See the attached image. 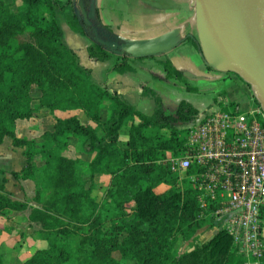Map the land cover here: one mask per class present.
Returning a JSON list of instances; mask_svg holds the SVG:
<instances>
[{"label": "trees", "instance_id": "1", "mask_svg": "<svg viewBox=\"0 0 264 264\" xmlns=\"http://www.w3.org/2000/svg\"><path fill=\"white\" fill-rule=\"evenodd\" d=\"M90 3L80 0L81 13L73 12L66 22L89 40L91 60H112V70L127 73L134 71V59L161 56H132L126 40L102 22L96 6L88 16ZM70 4L0 0V144L9 138L13 147L24 148L25 164L9 173L16 182L34 184L30 199H20L7 189L8 178L0 177V227L6 215L27 210L36 237L47 242L18 264H246L223 228L176 254L178 235L191 239L203 226H216L199 207L196 189L162 161L185 148L186 126L201 111L184 99L167 104L149 82H142L141 94L154 103L152 113L145 114L117 90L96 83L57 21ZM185 41L194 44L205 62L199 40L187 37L180 43ZM157 62L162 72L153 77L175 78L186 90H197L168 59ZM253 100L259 105L254 95ZM64 111H81L89 122L76 113L57 115ZM41 112L52 115L51 126L34 138L18 136L17 120ZM71 138L92 155L86 172L78 170L77 158L61 154ZM99 175H108L109 183L97 201L93 192ZM162 184L167 188L156 191ZM3 256L0 246V264H5Z\"/></svg>", "mask_w": 264, "mask_h": 264}, {"label": "crops", "instance_id": "2", "mask_svg": "<svg viewBox=\"0 0 264 264\" xmlns=\"http://www.w3.org/2000/svg\"><path fill=\"white\" fill-rule=\"evenodd\" d=\"M95 6L99 10L102 22L126 40V50L132 56L161 54L155 58L134 59V71L119 73L111 69L112 60H91L87 53L89 40L72 30L67 24L66 18L69 15L73 12L81 13L80 0H71L70 6L57 15V21L64 32L67 44L75 50L81 64L91 69L92 79L96 83L107 84L117 90L122 99L135 107L141 109L139 104L141 102L144 108L153 111L154 103H150L149 97L141 94V83L148 82L150 79H152V86L160 93L164 102L175 104L184 98V93L190 92L186 90V85L182 81L175 78L162 80L151 76L152 74L160 75L162 72L157 62L158 59H168L174 67L188 73L187 82L197 91L216 92V96H220L216 91L219 88L216 87L225 82L226 78L232 77L229 72L209 69L192 42L180 43L187 37L197 39L196 0H95ZM215 99V104L207 105L208 107L204 110L196 108L199 111L215 109L218 107V102H222L224 98L220 96ZM62 113H64L62 117L76 113L80 118L82 114L85 120L82 118L81 120L89 122L81 111ZM48 115L47 112H41L36 118H44ZM20 121L23 120L16 122V131ZM47 122V128H49L53 123V118ZM26 181L33 184L30 180L21 182L23 184ZM160 188L161 185L156 188V191H162Z\"/></svg>", "mask_w": 264, "mask_h": 264}, {"label": "built area", "instance_id": "3", "mask_svg": "<svg viewBox=\"0 0 264 264\" xmlns=\"http://www.w3.org/2000/svg\"><path fill=\"white\" fill-rule=\"evenodd\" d=\"M207 109L189 123L185 148L168 155L180 178H189L199 207L225 229L247 261L260 264L264 251V111Z\"/></svg>", "mask_w": 264, "mask_h": 264}, {"label": "rangeland", "instance_id": "4", "mask_svg": "<svg viewBox=\"0 0 264 264\" xmlns=\"http://www.w3.org/2000/svg\"><path fill=\"white\" fill-rule=\"evenodd\" d=\"M229 73L232 77L226 78L225 82L216 87L219 88L216 90L218 91L217 94H220V96L224 98L222 100V106H225L226 108L222 109L221 105L218 104V107L214 110L232 111L233 109L231 103L238 104V107L240 108L239 112H243L248 108H253L255 106V102L253 100L252 89L245 85L244 82L241 81L235 74L231 72ZM234 75L237 78H235ZM148 82L152 86V79ZM152 88L154 87L152 86ZM220 96H216V92L208 93L205 91L193 90L188 93H184L183 99L191 102L193 106L204 110L209 106V104H215L214 98L217 97L218 99ZM148 101L153 103L150 98H148ZM165 103L174 104V102ZM139 104L141 109L136 107L138 110L140 109V111L145 114H150L152 112V109L144 108L141 102ZM57 115L63 116L64 113L58 112ZM50 116L48 115L44 118L20 121L17 127L18 136L26 138L39 136V134L48 127L47 121L52 120V115ZM80 116L83 120H85L82 114H80ZM23 149L24 148L13 147L11 139L9 138L3 141L0 145V168L2 169L0 170V173L2 172L0 177L4 176L8 178L5 185L7 189L13 191L12 193L14 197L29 200L33 192V184L28 181L23 184L22 182H16L9 173L11 170L20 169L25 164V157L22 154ZM60 151L62 155L77 158L79 160L78 170L81 173L86 172V162L91 159L92 155L85 151L83 144H81L80 141H76L71 138L65 147L60 148ZM183 179L194 187V185L189 181V178L185 177ZM96 181L97 188H95L93 194L96 200L99 201L103 197L104 191L108 186L109 176L99 175L97 176ZM165 188L167 187L162 184L160 190ZM26 215L27 210L21 213H10L3 218V227H0V246L3 248V258L5 264H18L20 261L27 258L35 248H43L47 246V242L45 240L36 237L34 230L37 226L33 224L30 225L26 220ZM4 227H6V229H4ZM217 229V227H210L207 225L203 226V228L195 234V237L191 239H185L183 236L178 235L175 241L176 254H181L184 251L191 249L193 244L196 242L202 243L206 241Z\"/></svg>", "mask_w": 264, "mask_h": 264}, {"label": "water", "instance_id": "5", "mask_svg": "<svg viewBox=\"0 0 264 264\" xmlns=\"http://www.w3.org/2000/svg\"><path fill=\"white\" fill-rule=\"evenodd\" d=\"M94 6L91 0L89 17ZM196 24L204 63L239 75L264 111V0H250V5L240 0H196Z\"/></svg>", "mask_w": 264, "mask_h": 264}, {"label": "bare ground", "instance_id": "6", "mask_svg": "<svg viewBox=\"0 0 264 264\" xmlns=\"http://www.w3.org/2000/svg\"><path fill=\"white\" fill-rule=\"evenodd\" d=\"M245 5H250V0H240Z\"/></svg>", "mask_w": 264, "mask_h": 264}, {"label": "flooded vegetation", "instance_id": "7", "mask_svg": "<svg viewBox=\"0 0 264 264\" xmlns=\"http://www.w3.org/2000/svg\"><path fill=\"white\" fill-rule=\"evenodd\" d=\"M263 237H264V229H263Z\"/></svg>", "mask_w": 264, "mask_h": 264}]
</instances>
